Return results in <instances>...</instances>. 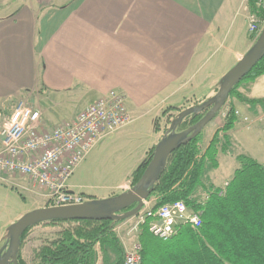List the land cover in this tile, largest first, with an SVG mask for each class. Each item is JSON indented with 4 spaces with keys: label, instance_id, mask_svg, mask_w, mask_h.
<instances>
[{
    "label": "crops",
    "instance_id": "0c3cea01",
    "mask_svg": "<svg viewBox=\"0 0 264 264\" xmlns=\"http://www.w3.org/2000/svg\"><path fill=\"white\" fill-rule=\"evenodd\" d=\"M242 12L248 20L246 39L242 49L234 50L237 37L222 35ZM250 15L247 0H0V130L6 120L3 107L11 100L24 99L53 127L120 92L132 122L99 139L86 158L107 139L134 143L128 156L133 175L164 138L158 126L165 115L216 96L222 79L209 71L212 49L220 46L238 64L246 55L242 51L253 47ZM246 86L243 95L263 93L264 76ZM86 164L70 179L71 193L91 201L132 189L130 177L108 198L91 194L81 179ZM8 189L26 204L30 199L34 210L49 207L48 192L27 178L0 175V193ZM49 228L62 231L61 225ZM124 234L119 237L127 253L131 232ZM6 237L7 231L0 230V249Z\"/></svg>",
    "mask_w": 264,
    "mask_h": 264
},
{
    "label": "trees",
    "instance_id": "16d2710c",
    "mask_svg": "<svg viewBox=\"0 0 264 264\" xmlns=\"http://www.w3.org/2000/svg\"><path fill=\"white\" fill-rule=\"evenodd\" d=\"M258 1L247 0V5L252 15L264 19V10L257 7ZM263 76L264 59L231 91L226 103L229 112L224 126L216 132L209 145L203 149L201 134L173 153L163 166L148 199L155 200L152 212L182 201L202 214V225L197 229L181 226L175 236L165 241L150 232L153 218H147L139 226L137 238L142 246V264H264V165L247 156H239L240 168L224 189L204 185L205 176L220 168V154L229 151L228 133L236 128L239 121L232 100L264 111V98L250 99L239 92L244 83H255ZM204 116L188 117L182 128L192 127ZM154 152L155 149L150 151L133 173V187L144 175ZM201 188L207 192L204 202L196 199ZM126 221L46 223L70 226L60 232L56 240L45 243L36 258L41 264H124L126 250L116 229ZM33 228L21 238V250ZM18 263L27 264L21 251Z\"/></svg>",
    "mask_w": 264,
    "mask_h": 264
},
{
    "label": "built area",
    "instance_id": "2783aa9c",
    "mask_svg": "<svg viewBox=\"0 0 264 264\" xmlns=\"http://www.w3.org/2000/svg\"><path fill=\"white\" fill-rule=\"evenodd\" d=\"M257 7L264 10V0H259ZM262 19L255 14L249 17V34L255 41L264 28ZM126 103L125 95L112 91L69 123L50 127L43 122L41 112L27 101L11 100L3 107L6 120L0 130V175L27 178L46 190L49 207L84 204L85 197L71 193L68 183L99 139L132 122ZM150 217V232L165 241L175 236L181 226L197 229L202 225V214L182 201L156 213L147 201L136 217L139 222L133 231L139 233V226ZM141 251L142 246L136 242L126 253L124 264H142Z\"/></svg>",
    "mask_w": 264,
    "mask_h": 264
},
{
    "label": "rangeland",
    "instance_id": "374dc122",
    "mask_svg": "<svg viewBox=\"0 0 264 264\" xmlns=\"http://www.w3.org/2000/svg\"><path fill=\"white\" fill-rule=\"evenodd\" d=\"M245 14L246 12H242V14L227 27L222 35V39H225L227 34V38H234V36L237 37L236 44L233 45L234 50L242 49L244 40L246 39L245 35L248 27V20L245 19ZM262 20L264 21V19ZM247 41L248 43H250V41L254 43L253 39L249 41L247 38ZM226 45L229 46L228 43ZM242 52L247 54L248 50H243ZM210 55L208 66L211 68L209 71L216 78L221 77L222 79V77L237 65L234 63L233 56H230L227 51L220 46L213 48ZM247 87L246 83H244L239 88V92L242 93L241 91L245 90ZM260 94H264V92L258 94L244 93V95L250 99L263 97ZM232 101L238 111L239 121L236 128L228 133L230 138L228 147L229 151L220 154V168L205 176L204 185L206 187L212 185L224 189L226 187L225 183L230 181L233 178L235 171L240 168V163L238 161L239 156H247L264 165V111L260 107L253 109L237 100ZM198 106L199 105H196L195 107ZM61 111L63 110L56 112L57 117L59 118L63 117ZM228 112L229 106L226 105L215 119L204 129L202 133L203 149L209 145L216 132L219 129H222ZM180 113L181 112H176L172 114V116L165 115L161 124L158 126V128H160L159 131H163V133L166 134L171 127L172 121L176 119ZM187 127L188 126L183 127L182 130L187 129ZM220 137H223V134H221ZM134 146V143L128 141H123L119 144L113 142L111 139H107L103 144L94 149L86 158L85 162L80 165V167H82L87 162L81 174V179L90 188V191L88 190V192L99 198H108L111 192H114L119 185L126 182L130 177L129 180L130 183H132V174L130 173L132 172V168L128 165L130 164L128 163V156ZM196 199L199 202H204L207 199V192L202 188L199 189L196 193ZM154 202V199L149 201L151 206ZM32 211H34V209L33 203L30 199L26 204L22 195L17 192L13 193L11 189L0 193V230L5 234L9 226L16 223L21 217ZM138 222V218L127 220L125 222L126 226L124 225L123 230H120L121 225L116 229L118 235H121V237L124 238V233L131 232L129 243L134 245L138 242V233L133 231V229L138 226ZM67 225L68 227L70 226L69 224ZM54 226L55 225L46 224L45 226L33 229L29 233L26 238L25 247L22 251L23 259L27 264H41L36 258V254L45 243L56 240L59 232L50 230L49 228ZM61 227L62 231L66 229L64 224H62Z\"/></svg>",
    "mask_w": 264,
    "mask_h": 264
},
{
    "label": "water",
    "instance_id": "95a60500",
    "mask_svg": "<svg viewBox=\"0 0 264 264\" xmlns=\"http://www.w3.org/2000/svg\"><path fill=\"white\" fill-rule=\"evenodd\" d=\"M263 59L264 28L249 52L222 78L216 96L198 107L182 111L172 122L164 138L156 146L144 175L132 189L106 200H92L82 205L67 207H46L24 215L7 229V245L0 249V264H19L21 238L29 229L38 225L55 221H125L136 218L144 209L145 202L152 194V187L169 157L203 133L225 107L233 88L239 85ZM200 114H205L200 122L182 130L188 117Z\"/></svg>",
    "mask_w": 264,
    "mask_h": 264
}]
</instances>
